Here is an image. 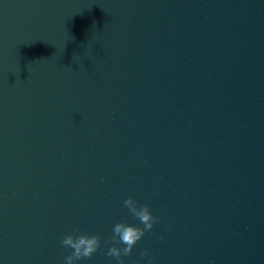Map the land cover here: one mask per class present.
Returning <instances> with one entry per match:
<instances>
[{"label": "water", "instance_id": "obj_1", "mask_svg": "<svg viewBox=\"0 0 264 264\" xmlns=\"http://www.w3.org/2000/svg\"><path fill=\"white\" fill-rule=\"evenodd\" d=\"M129 197L125 264H264V0H0V264H117Z\"/></svg>", "mask_w": 264, "mask_h": 264}, {"label": "clouds", "instance_id": "obj_2", "mask_svg": "<svg viewBox=\"0 0 264 264\" xmlns=\"http://www.w3.org/2000/svg\"><path fill=\"white\" fill-rule=\"evenodd\" d=\"M123 205L143 227L121 222L113 226L111 238L104 241L105 244L111 245L105 254L115 259L117 264H125L123 258L131 256L137 242L144 237L145 233L151 232L153 226L159 222V218L152 215L148 205L138 206V202L131 197L125 199ZM60 244L62 247L72 250L65 257L64 264H77L83 259H91L102 247L99 236H89L83 233L66 235ZM116 245H123V247ZM140 255L141 259L148 258V264H152V259L147 251L141 252Z\"/></svg>", "mask_w": 264, "mask_h": 264}]
</instances>
